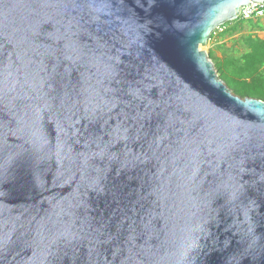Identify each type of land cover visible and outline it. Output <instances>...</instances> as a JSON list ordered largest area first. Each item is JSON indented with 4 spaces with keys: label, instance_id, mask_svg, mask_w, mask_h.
Listing matches in <instances>:
<instances>
[{
    "label": "water",
    "instance_id": "water-1",
    "mask_svg": "<svg viewBox=\"0 0 264 264\" xmlns=\"http://www.w3.org/2000/svg\"><path fill=\"white\" fill-rule=\"evenodd\" d=\"M264 0H0V264H264V103L206 51Z\"/></svg>",
    "mask_w": 264,
    "mask_h": 264
},
{
    "label": "trees",
    "instance_id": "trees-1",
    "mask_svg": "<svg viewBox=\"0 0 264 264\" xmlns=\"http://www.w3.org/2000/svg\"><path fill=\"white\" fill-rule=\"evenodd\" d=\"M220 29L222 32L215 31L210 38V42L216 39L217 45L209 52L219 78L237 97L264 103V41L254 35L264 33V19L246 21L239 18ZM237 35L229 50L219 45L223 38ZM216 52L221 58L216 57Z\"/></svg>",
    "mask_w": 264,
    "mask_h": 264
},
{
    "label": "built area",
    "instance_id": "built-area-1",
    "mask_svg": "<svg viewBox=\"0 0 264 264\" xmlns=\"http://www.w3.org/2000/svg\"><path fill=\"white\" fill-rule=\"evenodd\" d=\"M239 18H241L242 20H246V21L264 19V3L250 4L249 6H246L245 8L241 10ZM220 28H218L215 31H218V33L222 32Z\"/></svg>",
    "mask_w": 264,
    "mask_h": 264
},
{
    "label": "crops",
    "instance_id": "crops-1",
    "mask_svg": "<svg viewBox=\"0 0 264 264\" xmlns=\"http://www.w3.org/2000/svg\"><path fill=\"white\" fill-rule=\"evenodd\" d=\"M254 35H256L259 39L264 41V33H255ZM237 37H239L238 35L233 37V38H223L222 41H220L219 45L222 44L225 47V50H229L230 48H232L233 42L237 39ZM211 44V46H210ZM209 44L210 46V51L214 50L216 48L217 45V40L213 39V41ZM209 51V52H210ZM216 57L217 58H221V55L219 52H216Z\"/></svg>",
    "mask_w": 264,
    "mask_h": 264
},
{
    "label": "rangeland",
    "instance_id": "rangeland-1",
    "mask_svg": "<svg viewBox=\"0 0 264 264\" xmlns=\"http://www.w3.org/2000/svg\"><path fill=\"white\" fill-rule=\"evenodd\" d=\"M210 46H211V44H210ZM210 46L208 44L206 51H208V52L210 51Z\"/></svg>",
    "mask_w": 264,
    "mask_h": 264
}]
</instances>
